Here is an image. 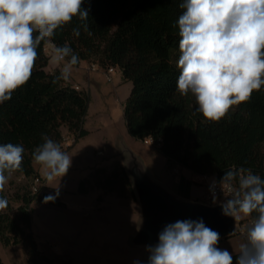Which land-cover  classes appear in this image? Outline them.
<instances>
[{"label":"trees","instance_id":"1","mask_svg":"<svg viewBox=\"0 0 264 264\" xmlns=\"http://www.w3.org/2000/svg\"><path fill=\"white\" fill-rule=\"evenodd\" d=\"M181 0H85L89 8L88 32L78 18L58 29L53 38L57 46L67 43L81 61L94 58L103 68L118 67L132 89L124 105L129 134L138 140L147 136L162 138L160 152L168 161L188 168L195 174L222 177L231 166L250 168L264 179V86L253 92L251 101L230 110L219 122H204L197 111L195 98L176 91L179 70V31L176 21L183 9ZM79 28L80 34L73 33ZM30 80L18 88L9 101L0 104V144H23V171L28 177L39 175L31 153L46 134L62 147L65 126L75 141L87 135L84 127L90 97L75 84L58 80L59 70L48 72L45 67L50 55L45 46L38 49ZM100 170L97 168L96 173ZM128 191L136 195L126 169L120 165ZM83 179L78 192L89 189ZM196 182L180 174L174 189L191 197ZM113 178L99 182L103 190L112 189ZM42 192V191H41ZM7 197L5 192L0 193ZM50 197L43 192L40 199ZM29 191L21 196L19 216L10 213L11 204L0 212V240L5 246L24 245L29 260L40 264V249L32 231L30 204L36 199ZM102 197L99 196V199ZM49 204L63 205L58 198ZM255 216V213H253ZM235 254V253H233Z\"/></svg>","mask_w":264,"mask_h":264},{"label":"clouds","instance_id":"2","mask_svg":"<svg viewBox=\"0 0 264 264\" xmlns=\"http://www.w3.org/2000/svg\"><path fill=\"white\" fill-rule=\"evenodd\" d=\"M84 4L0 0V104L30 80L42 45L51 48L50 62L60 66L53 83L70 79L80 58L67 43L57 46L53 38L74 18L91 35L86 23L90 9ZM180 7L176 91L195 98L204 122H219L264 86V0H181ZM73 33L79 36V28ZM42 140L31 153L32 162L41 167L46 181L61 179L72 157L46 134ZM25 151L23 144H0V193L23 171ZM209 191L223 215L236 221L250 218L238 251L218 247L220 234L203 220H183L166 225L158 243L146 246L147 264H264V179L250 168L231 166L219 180L213 178ZM50 200L44 198L45 203ZM8 205L0 195V212Z\"/></svg>","mask_w":264,"mask_h":264},{"label":"rangeland","instance_id":"3","mask_svg":"<svg viewBox=\"0 0 264 264\" xmlns=\"http://www.w3.org/2000/svg\"><path fill=\"white\" fill-rule=\"evenodd\" d=\"M49 55L51 48L46 47ZM96 59L83 60L75 67L69 81L79 85L89 94L90 102L84 127L89 133L75 141V136L63 126L62 150L72 157L71 167L61 179L46 181L42 177V192L32 191L33 176L19 172L14 174L5 187L11 204L10 213L19 216L20 196L29 191L36 199L29 205L32 215V231L40 249V264H134L143 259L144 247L132 244L130 235L140 219L138 199L131 197L120 165L126 169L127 155L119 146L127 144L144 162L155 178L169 186L182 171L173 161H168L159 146L147 145L144 140L132 137L124 117V105L132 89V82L123 78L117 67L109 79L107 70ZM56 67L48 61L47 71ZM100 170L95 175V170ZM195 174V173H194ZM192 197L214 204L207 197V182L214 176L195 174ZM112 177V189L103 190L99 182ZM131 180L130 175L128 174ZM85 179L89 192H78L79 183ZM47 183V184H46ZM57 187L63 188L58 190ZM47 190L51 198H58L63 205L45 203L39 197ZM175 193L177 191L175 189ZM99 196L102 198L99 199ZM246 218H242L241 221ZM243 236L236 234L219 241L218 247L236 253ZM0 264H35L29 260L24 245L5 246L0 240Z\"/></svg>","mask_w":264,"mask_h":264},{"label":"water","instance_id":"4","mask_svg":"<svg viewBox=\"0 0 264 264\" xmlns=\"http://www.w3.org/2000/svg\"><path fill=\"white\" fill-rule=\"evenodd\" d=\"M119 148L127 155L126 171L140 205V219L130 237L133 245L144 247L142 264H147L146 246L157 244L159 233L176 221L203 220L220 234V240L239 232L241 220L223 215L219 202L210 204L175 193L147 171L143 160L126 143Z\"/></svg>","mask_w":264,"mask_h":264},{"label":"built area","instance_id":"5","mask_svg":"<svg viewBox=\"0 0 264 264\" xmlns=\"http://www.w3.org/2000/svg\"><path fill=\"white\" fill-rule=\"evenodd\" d=\"M54 43V41H53ZM47 46H45V49H46ZM95 64H93L94 66ZM117 67L115 66H108L107 68H105L107 70V73H108V76H109V79L112 78L111 76V73L115 71ZM75 87L77 89H80V86L79 85H76L75 84ZM144 142L147 144V145H157V146H161L162 144V138H154L153 136H147L145 139H144ZM205 176H209V175H205ZM213 178H215L216 180H219L218 177L214 176ZM210 179L208 182H207V185H206V190H207V197H208V200L210 202H213V199H212V194L211 192L209 191V186H210V183L211 181L213 180ZM42 177L40 175H36L32 181V184H31V187H32V191L35 192V193H39L41 192L42 190L40 189V186L42 185ZM218 196H219V193H218ZM220 199H223L222 196H219ZM249 220L250 218H246L245 220L241 221L240 223V228H239V232L238 234L242 235L243 236V231H244V228L245 226L249 223Z\"/></svg>","mask_w":264,"mask_h":264},{"label":"crops","instance_id":"6","mask_svg":"<svg viewBox=\"0 0 264 264\" xmlns=\"http://www.w3.org/2000/svg\"><path fill=\"white\" fill-rule=\"evenodd\" d=\"M82 62L83 61H81V63H80V65L82 64ZM79 65V66H80ZM75 67H78V66H75ZM46 69V68H45ZM56 69H60V67H56L54 70H56ZM54 70H52V71H48V72H53ZM68 82H71V81H69L68 80ZM72 83V82H71ZM68 131V130H67ZM64 134V133H63ZM35 165V164H34ZM180 166V165H179ZM36 167V166H35ZM38 172H39V170L38 169H36ZM180 170L182 171V174H184V175H186L187 177H191L192 178V176H193V172L191 171V170H189L188 168H185V167H182V166H180ZM195 175V174H194ZM179 178V177H178ZM178 178H177V180H178ZM159 179V178H158ZM159 180H161L162 182H164L167 186H169L164 180H162V179H159ZM177 180H176V182H177ZM175 181H172V185H174L175 183H176ZM47 184V183H46ZM170 187V186H169ZM193 187V186H192ZM56 188H57V186H56ZM60 189H62L63 190V188H60V187H58V190H60ZM171 189H174V187H171ZM45 191H47L46 189H45ZM81 194V193H80ZM84 195H86V194H84ZM191 199H194V200H196L195 198H193L192 197V189H191V197H190ZM62 201V200H61Z\"/></svg>","mask_w":264,"mask_h":264}]
</instances>
